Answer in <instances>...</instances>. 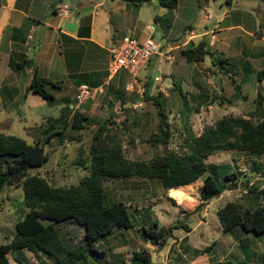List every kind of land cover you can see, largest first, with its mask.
Returning a JSON list of instances; mask_svg holds the SVG:
<instances>
[{
  "label": "rangeland",
  "instance_id": "374dc122",
  "mask_svg": "<svg viewBox=\"0 0 264 264\" xmlns=\"http://www.w3.org/2000/svg\"><path fill=\"white\" fill-rule=\"evenodd\" d=\"M63 1L75 8L79 1L88 0H61L60 3ZM186 1L189 0H180V14L176 7L169 9L159 5L156 0L137 6L132 4L140 6L137 17L139 28L144 27L147 22L153 23V38L161 44L159 53L153 54L151 60L149 58L141 66L136 79L144 90L149 74L152 79L149 93L159 95V98L165 97L162 104L168 115L170 130L167 142L148 141V137L158 130V107L152 99L143 96L138 106L131 105V100L139 96L136 91L139 87L129 95L131 104L126 105L123 110L119 107L114 109V103L106 99L101 110L99 107L94 111L96 114L92 115L91 122L84 128H72V111L76 108L85 109L87 104L78 103L74 79L61 81L56 77L51 81H57L61 85L45 83V88L53 97H44L38 92L24 96L23 87H18L19 92L13 99L11 97V101L2 105L0 100V133L14 134L33 142L36 139L42 140L49 132L56 130L51 139L45 142L48 159L41 166L29 168L27 174H39L52 185L77 183L80 177L90 172L91 139L95 130L103 123L98 146L120 143L126 157L149 159L164 154L169 149L182 148L185 137L190 133L198 134L205 124L213 123L224 114L248 116L254 121L264 118V78L262 81L258 79L261 60L257 55L259 48L254 45L253 36L240 28L220 31L215 26L213 31L217 37L216 45H208L209 50L204 59L186 61L181 51L190 43L180 44L182 39L179 37L183 35L184 28H188L186 24H190L198 32L204 30L205 26L210 28L215 22L202 18L198 7L202 0H194L189 12L182 11ZM260 1L233 0V4L229 5L226 0H210L207 11L226 9L227 17L222 22L226 23L232 20V11L228 9L233 8L246 29L264 31V21H259L263 20L259 13ZM157 9L168 11L167 17L155 19ZM167 18L169 22L166 23ZM126 33L131 34L130 31ZM199 37L196 36L194 40L197 41ZM206 37H210V33ZM168 45H172L174 49L166 51ZM234 47H237L238 52ZM222 58L223 66H220L219 59ZM149 62L154 70L160 68L163 78H159V75L153 77V70L148 72ZM234 63L239 71L234 68ZM104 67L107 71L109 64L106 62ZM79 76L82 75H76ZM259 81L261 84L257 85ZM174 82L180 84L186 103ZM88 85L91 92H96L91 83ZM134 102L139 101L136 98ZM105 108L110 111H104ZM100 114L104 115L98 117ZM72 135L80 137V140L72 138ZM79 148L82 150V162L76 163ZM206 161L227 164L230 169L240 170L244 176L241 174L238 179L247 178L248 181L238 180L236 185L224 189L218 196L201 202L199 189L203 176L192 183L179 186L173 191L174 197L168 194V189L162 187L156 178L135 175L105 178V203L117 200L126 202L133 224L128 228L114 227L110 234L98 242L107 248L106 253L96 254V260L88 257L85 264L128 262L135 249L148 252L155 264H218V261L227 259L234 264H264V231L255 232L235 226L225 232L216 214V210L229 200L249 208L260 206L264 211V194L258 190L264 188V154L257 155L242 150L216 151ZM254 186L257 190L250 191ZM26 210L21 185L6 184L0 189V243L13 238L15 222ZM154 220L164 227L175 225L165 243L153 244L142 235L141 226ZM55 227L69 244L73 245L83 238V227L78 223L63 220L55 223ZM22 251L26 256L24 264H42L31 250ZM16 253H8L11 264H19L14 259ZM41 255L44 260L53 261L47 254Z\"/></svg>",
  "mask_w": 264,
  "mask_h": 264
},
{
  "label": "trees",
  "instance_id": "16d2710c",
  "mask_svg": "<svg viewBox=\"0 0 264 264\" xmlns=\"http://www.w3.org/2000/svg\"><path fill=\"white\" fill-rule=\"evenodd\" d=\"M139 5L150 0H122ZM167 8H175L178 0H156ZM156 19V18H155ZM206 40L190 43L182 49L188 61L202 60L208 53ZM28 61V60H27ZM26 61V62H27ZM224 59H219L223 66ZM264 73V70H259ZM261 79V76H259ZM45 83L59 86V82L37 74L34 69L28 90L38 92L44 97H53L45 88ZM183 97L185 94L179 84L175 83ZM143 97L152 99L158 107V130L148 137L150 143H166L170 130L167 113L162 101L165 97L149 93V83L143 90ZM140 98H137V100ZM186 103V102H185ZM92 118L79 109L71 114L70 126L74 129L84 128ZM100 124L93 134L90 153V172L70 185H52L39 174H27L29 168L41 166L47 159L45 142L51 139L56 130L49 132L42 140L28 142L21 136L0 133V189L6 184L21 185L23 203L27 210L15 222L13 238L0 243V264H11L8 258L10 251H16L14 259L24 264L26 259L23 249H29L41 260L42 264H85L88 257L97 259L96 254H105L107 248L98 242L112 232L114 227H131L132 219L126 202L122 200L105 203V178L128 177L135 175L148 179L156 178L165 189L173 191L179 186L192 183L200 176L201 202L218 196L224 189L236 185L242 171L230 169L227 164L207 162L206 158L216 152L225 150H242L253 154H264V118L257 121L248 116L224 114L213 123L205 124L198 134L190 133L183 140L182 148L167 150L164 154L149 159H130L124 155L120 143L109 146H98L101 129ZM72 138L80 140L74 135ZM81 148L76 155V163H81ZM259 168V167H256ZM244 176V174H243ZM173 187V188H172ZM251 190H257L251 187ZM264 194V188L258 189ZM216 214L222 230L227 232L235 226H241L255 232L264 231V211L262 207L249 208L233 200L226 201ZM49 219V221H45ZM71 221L83 227V238L75 244H69L58 232L55 223ZM175 225L164 227L157 221L141 226L144 238L153 244L165 243L172 234ZM41 253L53 258L49 262ZM116 264H155L148 252L135 249L129 261ZM218 264H234L230 259L220 260Z\"/></svg>",
  "mask_w": 264,
  "mask_h": 264
},
{
  "label": "crops",
  "instance_id": "0c3cea01",
  "mask_svg": "<svg viewBox=\"0 0 264 264\" xmlns=\"http://www.w3.org/2000/svg\"><path fill=\"white\" fill-rule=\"evenodd\" d=\"M226 1L229 5L233 4V0ZM60 2L61 0H0V100L2 105L13 99V96L17 94L18 87H23L24 96L37 93L28 90L35 69L37 74L50 80L57 79L56 77L61 81L74 79L77 88L81 83H91L96 92H91V95L82 102V104H87L85 109L76 108L87 116L95 115L94 111L99 107L101 110L106 99L114 103V109L117 110L119 107L123 110L126 105L131 104L128 99L129 95L134 92L136 87L140 88V82L138 79H133L127 69L123 67L116 73L110 74L109 69L106 71L104 65L111 61L110 48L118 43L124 35H128L126 31H130L129 35L139 39L148 35V31L144 27L139 28L138 26L137 17L140 6L135 7L122 0L79 1L75 8L70 6L69 15H63L60 12L62 4ZM193 2L194 0L186 1L182 11L189 12L193 7L190 4ZM208 2L210 0H202V4L199 3L198 7L201 9L202 18L205 21L215 20L214 24L210 28L205 26L204 30L198 32H195L190 24H186L188 28H184L183 35L179 36L181 39L187 35L189 37L183 45L187 42L195 44L203 39L209 46H214L217 41L214 34L215 26L220 31L240 28L246 31L249 36H253L254 45L259 48L257 55L261 60L258 73L259 70H264V31H256L255 28L246 29L237 12L234 13L233 8L228 9L232 11V20L222 23L227 17L226 9L207 11ZM258 5L261 6L259 13L263 20L259 21L262 22L264 21V0H261ZM176 8L180 14V0H178ZM163 12L164 9H157L154 17L156 19L161 16V18L167 17L169 12ZM160 13L162 14L160 15ZM223 15L225 16L223 17ZM260 16L259 18H261ZM69 20L75 23L73 30L65 26ZM167 22H169V18H167ZM253 25L255 27V21ZM208 33H210V37L207 38ZM196 36H200L197 41L194 40ZM169 49L173 50L174 47L168 45L165 50ZM234 50L238 52L237 47H234ZM150 62L148 72L155 69L153 65H150ZM233 66L236 71H239L235 63ZM241 69H243V65ZM77 74L82 76L76 77ZM157 75L159 78H163L164 74L160 68ZM259 76L262 81L264 73H259ZM148 77L150 87L152 79L149 74ZM260 81L257 85L261 84ZM59 85L61 84L59 83ZM98 87H101L105 92L98 91ZM139 88L136 89L137 92ZM136 98L138 97H134L131 102ZM105 110L110 111L108 108ZM88 111L91 113H87ZM103 115L100 114L98 117ZM171 190L168 189L170 195Z\"/></svg>",
  "mask_w": 264,
  "mask_h": 264
},
{
  "label": "built area",
  "instance_id": "2783aa9c",
  "mask_svg": "<svg viewBox=\"0 0 264 264\" xmlns=\"http://www.w3.org/2000/svg\"><path fill=\"white\" fill-rule=\"evenodd\" d=\"M60 12L63 15H69L70 5L63 2L60 6ZM144 28L148 31V35L143 39H139L133 35H124L121 40L110 48L111 61L109 63L110 74L116 73L121 67L127 69L133 79H136L138 72L143 64L153 55L159 53L161 44L154 40L153 32L155 31V25L151 22H147ZM188 36V35H187ZM185 36L180 44L185 43L189 37ZM167 51V50H166ZM98 91H102L101 87L97 88ZM143 87L138 90L139 102H132V106H138L142 99ZM91 95L90 86L87 83H81L78 85L76 92V99L78 102L85 101Z\"/></svg>",
  "mask_w": 264,
  "mask_h": 264
},
{
  "label": "water",
  "instance_id": "95a60500",
  "mask_svg": "<svg viewBox=\"0 0 264 264\" xmlns=\"http://www.w3.org/2000/svg\"><path fill=\"white\" fill-rule=\"evenodd\" d=\"M66 28L73 30L75 23L72 20H69L65 23ZM158 74V70H154L152 73V76L157 75Z\"/></svg>",
  "mask_w": 264,
  "mask_h": 264
}]
</instances>
